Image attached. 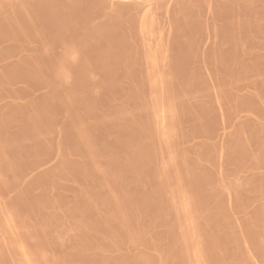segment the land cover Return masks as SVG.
Listing matches in <instances>:
<instances>
[{
	"label": "bare ground",
	"instance_id": "bare-ground-1",
	"mask_svg": "<svg viewBox=\"0 0 264 264\" xmlns=\"http://www.w3.org/2000/svg\"><path fill=\"white\" fill-rule=\"evenodd\" d=\"M155 1L154 6L160 2ZM176 1L175 8L169 7L173 9L169 27L174 28L168 34L175 33L170 34L175 37L170 48L160 30L155 32L157 19L149 18L148 10L141 18L127 14L128 4L129 8L116 5L115 11L94 23L93 15L104 9L105 0H0V96L9 92L17 76L31 87V82H41L49 88L42 101L13 97L0 106V189L20 183L21 164L36 149L57 148L60 158L56 166L33 178L48 181L39 193L29 194L30 180L9 201L0 198V264H264V180L251 177L250 188L238 181L226 183L230 189L223 181L212 184L213 174L203 167L199 153L195 155L196 148L191 155L182 146L189 129L181 124L185 111L194 123L200 122L201 130L208 122L197 108L208 104L193 103L198 90L193 76L202 64L196 62L189 70L185 63L199 57L200 48L193 42L201 38L194 39L190 32L194 24L202 27L200 7L210 0ZM261 1L216 0L209 6L214 16H225L223 23H212V43L220 37L221 45L208 58L218 82V88L210 87L223 95L242 80L257 82L252 77L257 71L262 70L256 79H264V68H259L263 58L255 45L248 51L242 48L245 41H251L250 46L259 37L264 41L259 36L264 27ZM245 53L254 57L246 59ZM165 66L171 71L165 72ZM254 84L249 101L264 106V85L257 84L260 90ZM207 87L211 96L214 88ZM117 91L124 100L112 99ZM106 93L113 95L108 110L99 106ZM128 100L135 107H129ZM56 109L63 110L64 126L58 128L53 124ZM252 122L250 136L240 125L229 137L232 147L223 149H228L227 158L245 156L259 167L264 164V122L260 118ZM104 127L118 133L100 139L97 129ZM56 132L67 133V145ZM253 136L259 150L250 146ZM70 185L76 192L68 200L63 193ZM229 190L234 192L233 205L247 209L243 222L227 206ZM247 197L259 201L252 211L250 199L249 204L243 201Z\"/></svg>",
	"mask_w": 264,
	"mask_h": 264
},
{
	"label": "rangeland",
	"instance_id": "rangeland-1",
	"mask_svg": "<svg viewBox=\"0 0 264 264\" xmlns=\"http://www.w3.org/2000/svg\"><path fill=\"white\" fill-rule=\"evenodd\" d=\"M106 2V6L104 7V9L102 8L100 11H98V12H96L94 15H93V22L94 23H97V22H101V20L102 19H104V17L106 18L107 16H108V13L110 14L111 12H112V9H114V11H115V9L117 8V6L116 5H120V3H122L121 5H123V6H125L126 8L128 7L129 8V6H131L129 9H131L132 8V11L131 12H129V9H128V12H127V14H135L136 16L138 15V16H140V17H138V18H141V17H143V15L145 14L144 12H146V10H148L147 12V16H149V18L151 17L152 19H154V18H156L157 20L155 21V23L156 24H158V26H160L161 24L160 23H162V21H163V24L160 26V28L157 26V25H154L155 26V30H156V28L158 29V30H160L159 32H157L158 30H156L155 32H157V33H159V34H161L162 36L164 35V38H163V40H164V43H168L169 42V47L171 48V46L173 45V40H174V38L175 37H173V36H171V35H174L175 36V33H170V34H168L169 33V31H170V27H172L173 26V19H172V21H170V19L171 18H173L172 17V11H173V9H171V8H169L170 6L171 7H173V5L172 4H174V8H175V3L177 2L176 0H168V1H166V0H160V2L158 1V5L159 6H161V8L163 7V9H160L159 8V6L157 7V4H155L156 6H154V4H153V2L155 1H152V0H105ZM152 1V4H153V7H152V4L150 3ZM163 3H162V2ZM215 1L216 0H210L209 1V3L208 4H205L204 6H201L200 7V17H199V22L201 23V25H202V27L199 25V26H196V24H194V26L195 27H193L192 29H191V35H195V37H194V39L196 38V39H200L199 41L198 40H196L195 42H193V44L195 45V47L196 48H200V49H198V52H199V57H202V59L201 58H192L191 60H190V58L188 59V61L185 63V67H186V69H189V70H192L194 67H196V62H197V65L200 63V64H202V69H201V71H200V73H196L194 76H193V79H195V78H197V79H195L194 81H195V83H194V85L196 84L197 85V87H199V88H195V89H198L197 91L195 90V89H193V90H195L196 92H194V93H196V94H193V96L195 95V97H196V99H194V101H193V99H192V101H193V103L196 101L197 103H202V102H204V104L205 105H207L208 104V107L210 106V104H211V106L212 107H207V106H205L206 108H203V109H201L198 105H197V108H199V112H201L202 114V116L203 117H205V115H207L205 118V120H204V118H201L202 120H204L205 122H206V120L208 121V122H206V123H204V125L205 126H203V128L204 129H200V127H198V125H199V123L200 122H198V125L196 124L197 122H193V121H195V119L194 118H192V116L190 117V115L188 114V111L186 112L185 111V113L183 114V119L181 118V124H182V126H185L184 127V129L186 130V129H188V130H186V132H187V135H186V137H184V138H182V139H184V140H180L181 141V144H183L184 142H185V145L183 144L182 146H183V148L188 152V153H190V152H193V153H190L191 155H194V152H195V148H196V152H195V155L197 154V157H199L201 160H202V163H203V167H205L206 168V170H207V167H208V172L209 173H211L212 172V174L213 175H210V177L212 176V178H211V180H210V182H212V184L214 183H221V181H223L222 182V184L223 185H226V183H227V185H229V186H231L232 184H233V182H239L240 184H242L241 186H246L247 188L249 187L250 188V184H249V181L248 180H250V178L251 177H255V178H257V180H264V164L263 163H261V165H259V167L258 166H255V165H253V164H251L250 162L248 163L247 162V158L245 157V156H239V157H234V158H232V159H229V158H227V156H226V153H227V151H228V149H226V148H228V146L230 145H232V143L229 141V137L231 136V135H233L235 132H236V130H238V129H236V128H240V125L242 126H244V127H242L241 129L247 134H249V132L251 133V131L252 130H254V123L252 122L255 118H260V119H262L263 120V122H264V106L263 105H259V104H257V105H255L256 104V101L253 99V97L251 98V99H253L252 101H249V96H251L253 93H254V91H255V87L253 86V84L254 85H257L259 82H260V84L261 83H263V85H264V81H262V80H264L263 79V77L261 76V81L259 80V78L258 79H256V77L255 76H260V72L262 71V70H260L261 68L263 69L264 68V66H262V65H264V64H261V63H264V62H262L263 61V59H264V41L263 40H261V37H259L258 39H260V42L259 41H257L256 40V42L258 43V44H256V42H254L253 44H252V46H250L249 45V43L251 42V41H245V42H243L242 43V48H244V49H246L247 51L249 50V48L251 47H253V45H255L254 46V50H258L257 51V53L259 52L260 53V55H259V53H258V55L261 57V58H263V59H261V58H259V59H261V60H259L260 62V66L261 67H259L258 69L260 70V72L259 71H257L258 69H257V67H256V71H257V73L256 74H258V75H256V74H254V72L252 73H250L251 75L252 74H254L252 77H253V81H254V78H255V80L258 82H252V79L251 80H249V79H247V80H244V82H243V80L241 81V83H239V84H235V85H237V86H235V85H233V87H231V88H229V90L226 92V94L224 93V95H226V96H224L223 95V93L221 94L220 93V90L219 91H217L218 89H216V87L218 88V86H216V84L218 83L217 82V80L215 79V76H214V67L213 66H210V65H212L210 62H209V60H208V58H209V55H211L212 53H214V51L215 50H213V49H216V50H219V49H217L218 47L217 46H219V43H220V45H221V39H220V37H216L215 38V46L213 45V43H214V37H215V35H214V24L216 23V24H221V22L223 23L224 22V20H225V16H214L213 15V12L212 11H210L211 9H209L210 7V5L212 4L213 6H214V3H215ZM263 2H264V0H262ZM261 1V2H262ZM156 2V1H155ZM168 2V3H167ZM259 3V11H261V12H263V10H264V8H263V6H264V4L263 3ZM148 3L149 4H151V6H149L148 5ZM161 3V4H160ZM126 4H128V5H126ZM134 4V5H133ZM137 4V7H134L135 5ZM141 4V5H140ZM147 4V6H145ZM164 4V5H163ZM169 4H171V5H169ZM211 5V6H212ZM167 6V7H166ZM114 7H116V8H114ZM145 7V8H144ZM148 7V8H147ZM150 7V8H149ZM151 7H152V9L154 10L155 9V11H157V12H153V10H150L151 11V13L149 12V9H151ZM156 8H158L159 10H156ZM209 10H208V9ZM168 9H170V11L168 10ZM263 9V10H262ZM164 11V12H166V13H164L163 11H162V14H160V13H158L159 11ZM111 11V12H110ZM113 11V12H114ZM160 11V12H161ZM202 11V12H201ZM209 11V12H208ZM153 12V13H152ZM169 12H170V15H169ZM139 13V14H138ZM142 15H141V14ZM150 13V14H149ZM159 14L158 16H157V14ZM107 14V15H106ZM149 14V15H148ZM164 14H166L165 15V17L163 16ZM162 15V16H161ZM246 15V14H245ZM156 16V17H155ZM248 16V15H247ZM154 17V18H153ZM161 19H160V18ZM163 17V18H162ZM168 17V18H167ZM170 18V19H169ZM163 19V20H162ZM168 19V20H167ZM203 19V20H202ZM218 19V20H217ZM159 20H160V22H159ZM202 20V21H201ZM216 20H217V22H216ZM168 21V22H167ZM220 22V23H219ZM167 23V24H166ZM171 23V24H170ZM212 23H214L213 25H212ZM171 25V26H170ZM157 26V27H156ZM168 26V27H167ZM170 26V27H169ZM166 28V30L167 29H169V30H167V31H165V28ZM203 27H205V28H203ZM162 28V29H161ZM174 28V27H173ZM172 28V29H173ZM201 28H203L201 31L202 32H204V33H202V34H204V35H202V34H198V33H200L199 32V29H201ZM164 29V30H163ZM172 29H171V31H172ZM264 29V27L262 28V30ZM194 30V31H193ZM205 30V31H204ZM262 30H261V32H260V35L259 36H261L262 35V39H264V30H263V32H262ZM165 31V34L163 33ZM170 31V32H171ZM173 32H175V31H173ZM206 32V33H205ZM262 33V34H261ZM155 34L156 33H154V36H155ZM159 34H156V35H159ZM197 34V35H196ZM206 34V35H205ZM167 35H170V39L168 40L167 39V37H169V36H167ZM198 35H199V38H198ZM200 35H202V37L200 36ZM257 35V34H256ZM208 36V37H207ZM213 36V37H212ZM152 37V36H151ZM205 37V38H204ZM217 38H218V41H217ZM153 39V38H152ZM151 39V40H152ZM167 39V40H166ZM205 40V41H204ZM154 41V40H153ZM212 41H213V43H212ZM152 42V41H151ZM246 42H247V44H246ZM153 43V42H152ZM252 43V42H251ZM154 44H155V41H154ZM211 44V45H210ZM245 45V46H244ZM201 46V47H200ZM213 46V47H212ZM209 47H211L209 50H208V48ZM215 47V48H214ZM172 48H173V46H172ZM202 48V49H201ZM206 48H207V51H206ZM173 50V49H172ZM239 52L241 53V51L239 50ZM244 52V51H243ZM170 53V52H169ZM209 53V54H208ZM238 54V53H237ZM242 54V53H241ZM202 55H204V58H203V56ZM240 55V54H239ZM245 55V57L244 58H246V56H248V57H250V55L251 54H249L248 55V53H245L244 54ZM241 56V55H240ZM14 57H16V56H14ZM13 57V58H14ZM248 57L246 58V59H248ZM251 57L253 58L254 56L253 55H251ZM205 58L207 59L206 60V62H205ZM251 61H252V59L251 58H249ZM190 60V61H189ZM200 60V61H199ZM201 60H202V62H201ZM8 61H10V59L8 60ZM199 62V63H198ZM190 63H195V65H191ZM190 64V65H189ZM205 64V65H204ZM207 64H209V65H207ZM257 64V63H256ZM210 66V67H209ZM256 66H258V64L256 65ZM213 67V68H212ZM166 68V69H165ZM165 72H168V70H169V68H167V66H165ZM204 68V69H203ZM211 68H212V70H211ZM168 69V70H167ZM205 69H207V70H205ZM164 71V70H163ZM169 71H171V70H169ZM253 71V70H252ZM199 74H201L202 76H200ZM204 74V75H203ZM214 78H213V77ZM251 76H250V78H252ZM16 78V79H15ZM12 81H13V85L11 84V87L13 88H9V92H5V93H3V96L1 95L0 97L1 98H3V99H0V106H2V105H4V103L5 104H7L8 102H11V100L13 101V99H17L18 101H30V100H37L38 102H39V100L40 101H42V97H43V94H45L46 93V91H48L49 90V88H47V85L45 84V83H41V82H31L32 83V87H31V84L29 85L26 81H25V78L23 79V76H21V77H19L18 78V76L17 77H15ZM18 78V79H17ZM199 79H201V80H199ZM202 79H203V82H202ZM206 79V80H205ZM210 79V80H209ZM207 80L209 81V83L207 82ZM215 81V84H214V81ZM205 81V82H204ZM205 83V84H204ZM253 83V84H252ZM257 83V84H256ZM209 84V85H208ZM244 84V85H243ZM246 84V85H245ZM26 85H28V86H30L29 88H27V89H25V86ZM200 85V86H199ZM201 85H202V87H201ZM203 85H205V86H203ZM210 85L212 86H216L215 88L214 87H210ZM218 85V84H217ZM262 85V86H263ZM207 86H209L210 87V89L211 88H214V89H211L210 91H213V92H211L212 94H211V96L207 93V89H208V87ZM257 86H259V88H260V90H261V85H257ZM249 87V88H248ZM264 87V86H263ZM262 87V92L264 93V88ZM201 88V89H200ZM205 88V90H206V92H205V90H203L202 91V89H204ZM207 88V89H206ZM258 88V87H257ZM24 89V90H23ZM29 89V90H28ZM183 90H185L186 91V88H182ZM12 90V91H11ZM21 90V91H20ZM27 90V91H26ZM254 90V91H253ZM258 90V89H257ZM259 90V91H260ZM199 91V92H198ZM210 91H209V93H210ZM215 91V92H214ZM216 91H217V93H216ZM233 93H232V92ZM118 92V91H117ZM115 92L113 95L115 96V98H112L113 97V95H112V97H111V95L110 94H108L109 96H107V93L106 94H104L103 96L104 97H102V99L100 100V103H99V106H100V108L101 109H105V107L107 108V110L109 109V108H111L110 107V101H111V99H110V101H109V98H112V99H116V100H124V97H123V95L124 94H122V92ZM202 92V93H201ZM235 92V93H234ZM252 92V93H251ZM15 93V94H14ZM230 93V94H229ZM9 94V95H8ZM122 94V95H121ZM14 95V96H13ZM121 95V96H120ZM198 95H201V96H198ZM213 95V96H212ZM222 95H223V97H222ZM233 95V96H232ZM14 97V98H13ZM108 97V98H107ZM237 97V98H236ZM245 97H246V99H245ZM13 98V99H12ZM41 98V99H40ZM121 98V99H120ZM203 98V99H202ZM219 98H220V100H219ZM223 98V99H222ZM235 98V99H234ZM241 98H242V100H241ZM248 98V99H247ZM27 99V100H26ZM203 100V101H199V100ZM217 99H218V101H217ZM245 99V100H244ZM250 99V100H251ZM105 100V101H104ZM6 101V102H5ZM103 101V102H102ZM216 101V102H215ZM220 101V102H219ZM237 101H238V103H237ZM243 101V103H241ZM253 101L255 102L254 104H253ZM2 102V103H1ZM128 103H129V105L131 104L132 106H134L135 107V102L134 101H127ZM195 102V103H196ZM209 102H210V104H209ZM215 102V103H214ZM101 104H102V106H101ZM106 104H109V106L108 105H106ZM242 104H245L244 106L242 105ZM103 105H104V107H103ZM129 106V107H132V106ZM218 105H219V107H218ZM187 107H191L190 105L189 106H187ZM196 107V106H195ZM133 108V107H132ZM210 109V111L211 112H209V111H207V110H209ZM58 109H56V118L54 119V121H53V124H54V126L56 127V128H58V127H61V126H64V122H63V119H62V117L61 116H63V115H61L62 113H63V110H58ZM106 110V109H105ZM198 110V109H197ZM206 113L205 115L203 114V113ZM207 112L209 113V114H207ZM213 112H215V113H213ZM60 113V114H59ZM233 113V114H232ZM221 114V115H220ZM184 115H186V117L184 116ZM189 115V116H188ZM225 115V116H224ZM57 116H58V119H57ZM210 116H211V119H210ZM226 117V118H225ZM207 118H209V119H207ZM213 118V119H212ZM220 118V119H219ZM223 118V119H222ZM57 119V120H56ZM222 119V120H221ZM229 119V120H228ZM182 120H183V122H182ZM201 120V121H202ZM210 120V121H209ZM216 120V121H215ZM221 120V121H220ZM225 120H228V121H225ZM57 121V122H56ZM185 121V122H184ZM204 121H202V123L204 122ZM212 121H213V123H212ZM187 122V123H186ZM56 123V124H55ZM192 123L193 124H195L196 126H194V125H192ZM201 123V124H202ZM211 124V125H209V124ZM63 124V125H62ZM201 124H200V126H201ZM216 126H215V125ZM218 124V125H217ZM66 125V124H65ZM203 125V124H202ZM192 126H194V128H192ZM215 126V130L213 131V127ZM13 127H15V126H13ZM212 127V128H211ZM247 127V128H246ZM249 127V128H248ZM251 127V128H250ZM102 128V127H101ZM101 128H98L97 130H100L99 132H97V136L98 137H100V139H102V137H107L108 135L107 134H109V133H114V134H116V133H118L117 132V129H115L114 130V128L113 129H110L109 127H104V129L102 130ZM108 128V129H107ZM196 128V129H195ZM202 128V127H201ZM208 128V129H207ZM207 129V130H206ZM236 129V130H235ZM192 130V131H191ZM211 132H210V131ZM107 131V132H106ZM191 131V132H190ZM194 131V132H193ZM198 133H197V132ZM207 131V132H206ZM213 131V132H212ZM188 132H190L189 134H188ZM204 132H206L205 134H204ZM101 133V134H100ZM104 133V134H103ZM107 133V134H106ZM112 133V134H113ZM196 133V134H195ZM200 133V134H199ZM202 133V134H201ZM209 133V134H208ZM212 133V134H211ZM59 136H58V135ZM66 134L67 133H65L64 134V132H63V134L61 133V135H60V133H57L56 132V134H55V136L57 135L58 137H59V139L61 140V141H63L66 145H67V136H66ZM106 134V135H105ZM192 136H191V135ZM207 134V135H206ZM253 135H254V132L252 133ZM101 135V136H100ZM56 136V137H57ZM249 136H250V134H249ZM57 137V138H58ZM104 137V138H105ZM211 137V138H210ZM204 138V139H203ZM207 138V140L206 141H208V142H204L205 141V139ZM253 138V139H252ZM251 138V140H250V146H251V148H252V150H257L258 148H259V144H258V141H256V140H258V139H256L254 136ZM187 139V140H186ZM189 140V141H188ZM212 140V141H211ZM182 141H184V142H182ZM208 143V144H207ZM68 144L70 145L71 143H70V141L68 142ZM214 145V147H215V145L217 146V144H218V146H217V148L215 147H213V145ZM221 144V145H220ZM188 145V146H187ZM212 145V146H211ZM227 145V146H226ZM196 146V147H195ZM212 148H211V147ZM220 146V147H219ZM224 146L226 147L225 149H223L224 148ZM190 147V148H189ZM208 147V148H207ZM232 147V146H231ZM187 148V149H186ZM192 149H194V150H192ZM214 149H216V152L214 151ZM36 150H38L37 152H36ZM35 151H33V152H31V151H29V152H31L30 154H29V156H27V160H26V162L23 164H21V166H22V168H24V171L22 172V177H21V181H20V183L18 184V185H16V186H11V187H9L8 189L6 188V189H4V188H1L0 189V198L4 201H9L11 198H13L16 194H17V192H18V190L19 189H21L20 187H24L26 184H28V181L30 182V180H31V182H33L35 179H33V178H35V176L36 175H38L40 172H42V171H44V170H46L47 168H51V166L53 167V166H56V164H58V162H59V152H58V149L57 148H53V149H49V148H46V147H40V148H38V149H36ZM198 150V151H197ZM219 150V151H218ZM259 150V149H258ZM190 151V152H189ZM207 151H209V152H207ZM211 151V152H210ZM219 152V153H218ZM198 153H199V156H198ZM209 154H210V156H212L211 158H210V156H209ZM213 154H214V156H213ZM222 154V155H221ZM31 156V158L30 159H32V160H28V158ZM217 156V157H216ZM243 158V159H242ZM238 159V160H237ZM240 159V160H239ZM244 159H245V162H244ZM28 161V162H27ZM29 161H30V163H29ZM32 161V162H31ZM238 162H239V164H238ZM241 162V163H240ZM247 162V163H246ZM210 163V164H209ZM223 163V164H222ZM27 164V165H26ZM236 164H238V166L239 167H237L236 166ZM240 164H241V166H240ZM246 164V165H245ZM24 166V167H23ZM244 166V167H243ZM210 167V168H209ZM234 167H236V168H234ZM258 167V168H257ZM229 168V169H228ZM231 168V169H230ZM210 169V170H209ZM215 170V171H213V170ZM221 169V170H220ZM256 169V170H255ZM259 169V170H258ZM205 169H203V172L204 171H206ZM253 170V171H252ZM208 172H207V174H208ZM254 172H258V173H260L261 175H254ZM206 172H204V174H205ZM206 174V175H207ZM237 176V177H236ZM221 178V179H220ZM234 178H235V180H234ZM255 178H253V180L255 179ZM231 179V180H230ZM234 180V181H233ZM256 180V179H255ZM225 181V182H224ZM26 182V183H25ZM48 182V181H47ZM47 182L45 181V180H40V181H36V182H33V183H29L30 184V189H29V194L30 195H35V194H37V193H39L40 191H41V187H42V184H47ZM210 182H208L206 185L208 186H211L212 184H210ZM230 183V184H229ZM232 183V184H231ZM245 184V185H244ZM249 184V185H248ZM32 185V186H31ZM226 185V186H227ZM32 187H34V188H32ZM228 187V186H227ZM66 188V189H65ZM64 188V193H63V196L66 198V199H68L69 200V198L70 199H72V195H74L75 194V192H76V189L74 188V186L72 187L71 185L70 186H66ZM229 188V187H228ZM3 189V190H2ZM230 189V188H229ZM20 191V190H19ZM230 192H229V194H226L225 195V201H226V203L228 204L227 206H228V208L230 209V210H232L231 211V213H232V215L234 216V218H237L238 220H241V222H243L242 220L245 218L244 217V215H246V214H244V213H246L245 211L247 210L246 208H244V206H239L240 207V209H237V208H239V207H237V206H234V205H236L234 202V200H235V197L234 196H231V195H234V192L232 191V190H229ZM232 192H233V194H232ZM231 193V194H230ZM66 195V196H65ZM229 198H228V197ZM234 200H233V199ZM228 199V200H227ZM250 199V200H249ZM255 199H256V201H255ZM251 198V197H247V199L246 198H243V201H246V203H248L247 201L249 200V203L250 202H252V203H248L249 205H251L250 206V209H248V210H251L252 211V209H254V208H256L257 206L256 205H258V203H259V201H258V199L257 198ZM234 202H233V201ZM252 200V201H251ZM4 201V202H5ZM228 201V202H227ZM229 201H230V203H229ZM254 202V203H253ZM256 202V203H255ZM8 203V202H7ZM233 203H234V205H233ZM246 203H245V205H246ZM248 204H247V206H248ZM254 204V205H253ZM256 206V207H255ZM246 207V206H245ZM237 209V211H236V209ZM243 208V209H242ZM247 208H249V206L247 207ZM240 210V211H239ZM244 212H243V211ZM236 211V212H235ZM239 213V214H238ZM236 225V224H235ZM259 258H258V262H259ZM261 261V260H260ZM261 263V262H260Z\"/></svg>",
	"mask_w": 264,
	"mask_h": 264
}]
</instances>
